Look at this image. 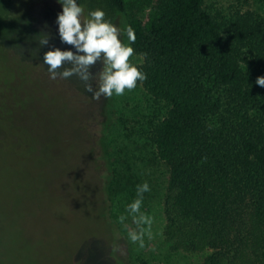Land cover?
Masks as SVG:
<instances>
[{
	"label": "trees",
	"instance_id": "1",
	"mask_svg": "<svg viewBox=\"0 0 264 264\" xmlns=\"http://www.w3.org/2000/svg\"><path fill=\"white\" fill-rule=\"evenodd\" d=\"M34 1L0 0V47L17 38L22 51L31 49L24 22ZM78 3L85 18L102 9L126 37L131 26L137 66L147 76L137 83L156 104L147 137H117L112 122L105 125L109 200L119 179L135 189L152 181L144 193L162 195L165 256L264 264V87L256 84L264 76L262 14L221 15L207 0H155L145 17L126 15V0ZM114 138L121 149L111 159ZM149 157L164 167L165 179L153 182ZM126 238L132 249L136 242L129 232Z\"/></svg>",
	"mask_w": 264,
	"mask_h": 264
},
{
	"label": "rangeland",
	"instance_id": "2",
	"mask_svg": "<svg viewBox=\"0 0 264 264\" xmlns=\"http://www.w3.org/2000/svg\"><path fill=\"white\" fill-rule=\"evenodd\" d=\"M154 2L126 0V15L145 17ZM207 4L221 15L253 10L264 17L263 0ZM61 11L57 0H35L24 22L31 49L22 51L17 38L0 47V264H200L201 256H165L160 192L143 193L139 213H130L128 206L139 198L137 188L119 179L109 200L110 172L100 143L105 125L111 121L117 137L140 138L138 131L147 137L156 104L138 83L121 96L95 100L76 77L50 79L44 52L72 47L59 40L55 21ZM116 25L127 44L122 24ZM43 35L50 36L48 45H40ZM129 59L134 65L141 62L135 53ZM116 139L112 144L117 147ZM116 147L111 159L121 149ZM148 163L153 182L165 179L163 166ZM141 214L151 223H135L134 216ZM127 232L141 236L132 249Z\"/></svg>",
	"mask_w": 264,
	"mask_h": 264
},
{
	"label": "clouds",
	"instance_id": "3",
	"mask_svg": "<svg viewBox=\"0 0 264 264\" xmlns=\"http://www.w3.org/2000/svg\"><path fill=\"white\" fill-rule=\"evenodd\" d=\"M57 3L62 7L55 21L59 40L72 47L62 50L52 46L44 52L42 64L50 79L76 77L83 84L84 91L90 93L92 99L99 100L101 97L121 96L125 90L134 89L137 81L143 82L147 78L146 73L129 59L134 54L131 44L136 39L131 26L126 28L128 43L124 44L120 39L121 29L105 19L102 9L89 10L87 17L81 20L84 7L78 0H57ZM49 42V35H43L39 40L42 46ZM97 65L98 70L93 72ZM256 84L264 87V76L258 77ZM147 191H150L147 182L137 186L139 198L128 206L130 213H139L143 193ZM134 222L151 223L142 214L138 218L134 216ZM129 237L133 242L141 239L136 232H130Z\"/></svg>",
	"mask_w": 264,
	"mask_h": 264
}]
</instances>
